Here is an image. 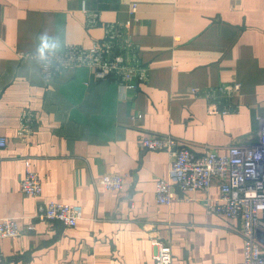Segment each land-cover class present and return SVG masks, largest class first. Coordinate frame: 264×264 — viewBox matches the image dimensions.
<instances>
[{
    "label": "crops",
    "instance_id": "0c3cea01",
    "mask_svg": "<svg viewBox=\"0 0 264 264\" xmlns=\"http://www.w3.org/2000/svg\"><path fill=\"white\" fill-rule=\"evenodd\" d=\"M98 15L88 27V14ZM129 23L148 80L127 101L115 84L87 67L46 80L38 51L90 48L105 24ZM47 37L42 46L41 36ZM240 83L236 113L210 114L192 89ZM22 112L35 114L33 133L17 138ZM140 115L139 120L132 118ZM264 116V0H0V219L34 229L0 240L2 264H154L148 232L171 244L173 264H235L243 259L240 222L206 214L219 195L175 190L170 206L155 200L167 177L165 152L141 151L145 132L169 134L187 148L226 154L258 139ZM26 162L41 194L21 191ZM128 174L122 191L96 182ZM77 204L75 227L33 218L37 205Z\"/></svg>",
    "mask_w": 264,
    "mask_h": 264
},
{
    "label": "built area",
    "instance_id": "2783aa9c",
    "mask_svg": "<svg viewBox=\"0 0 264 264\" xmlns=\"http://www.w3.org/2000/svg\"><path fill=\"white\" fill-rule=\"evenodd\" d=\"M97 21V14H88V27L96 26ZM128 25L129 23L121 22L105 24L104 36L87 49L67 45L62 52L38 51L29 57L39 62L40 74L46 80L87 67L96 79H109L115 84L120 99L127 101L139 85L148 80V68L136 55L137 46L128 36ZM240 90V83H232L203 90L192 89L191 94L206 101L210 114L225 116L238 111V105L233 99L239 95ZM132 118L139 120L140 115L136 113ZM36 119L35 114L22 112L17 138L28 139L33 133ZM257 120V141L230 144L223 155L209 148L196 153L169 134L145 132L138 142L141 151L165 152L170 158L167 177L157 178L155 182L154 195L158 204L170 206L176 199L175 190L206 192L214 181H219V195L206 203L205 212L240 222L243 259L235 264H264V116ZM7 144L8 139L0 136V149ZM128 176L104 174L96 184L107 191H122ZM41 190L40 178L31 171L29 162H26L24 178L21 180L22 193L37 197ZM33 218L43 222H60L63 226L72 228L82 218V207L56 202L39 204ZM33 229V225L20 227L17 219L1 218L0 240L16 238ZM148 235L155 248L153 263L173 264L171 244L158 238L154 229ZM3 261L0 251V264Z\"/></svg>",
    "mask_w": 264,
    "mask_h": 264
},
{
    "label": "clouds",
    "instance_id": "9594fccd",
    "mask_svg": "<svg viewBox=\"0 0 264 264\" xmlns=\"http://www.w3.org/2000/svg\"><path fill=\"white\" fill-rule=\"evenodd\" d=\"M41 40H42V46H43V47H46V46H47V43H46V41H47V37L44 36V35H42V36H41Z\"/></svg>",
    "mask_w": 264,
    "mask_h": 264
}]
</instances>
